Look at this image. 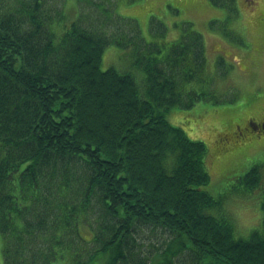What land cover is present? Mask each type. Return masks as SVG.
Masks as SVG:
<instances>
[{
  "label": "trees",
  "instance_id": "16d2710c",
  "mask_svg": "<svg viewBox=\"0 0 264 264\" xmlns=\"http://www.w3.org/2000/svg\"><path fill=\"white\" fill-rule=\"evenodd\" d=\"M71 13L61 6L49 10L45 0H0L3 263L53 264L69 256L77 264L98 257L128 264L132 230L144 223L174 235L153 264H173L187 251L196 264H264V188L262 228L238 238L227 214L211 213L219 202L201 188L210 181L205 143L167 118L210 93H197L190 79L181 90L174 73L159 68L170 56L157 42L158 51L139 59L141 79L128 70L102 69L105 49L124 46L122 37ZM198 40L193 59L202 67ZM183 48L170 64L187 58ZM231 131L219 141L237 146L246 136ZM241 180L251 191L259 188L260 166ZM93 201L102 232H111L103 239L94 231L98 247L81 260L77 241L85 239L82 222Z\"/></svg>",
  "mask_w": 264,
  "mask_h": 264
},
{
  "label": "rangeland",
  "instance_id": "374dc122",
  "mask_svg": "<svg viewBox=\"0 0 264 264\" xmlns=\"http://www.w3.org/2000/svg\"><path fill=\"white\" fill-rule=\"evenodd\" d=\"M45 1L49 10L61 6L62 10L83 16L81 19L86 25L93 22L94 26L99 25L110 35L122 37L124 46L110 44L105 49L101 64L104 70L110 67L128 70L141 79L144 73L138 67L139 59L142 53L145 55L153 49L158 51L155 42L164 46L163 52L170 59L175 54L174 50L180 52L183 47L187 50L183 55L187 58L180 64L172 65L168 58V61L158 64L159 68L174 73L181 90L190 79L197 93L210 95L197 101L195 106L172 109L167 118L190 138L203 141L207 147L205 167L210 181L201 188L209 191L219 202L211 213L227 214L236 227L238 238H248L252 231L261 229L264 134L242 140L237 146H233L232 141L219 140L232 130V121L241 123L248 118H264V0ZM50 14L53 16L55 11ZM75 19L70 17V21ZM157 31L162 34H156ZM197 35V42H203L204 46L203 68L192 57L196 48L193 39ZM147 40L152 41L151 44ZM145 58L142 59L143 64L147 63ZM220 143L228 148L220 150ZM256 165L260 166L262 182L259 188L251 191L241 177ZM96 207L99 206L93 201L82 222L87 227L83 230L85 239L77 241L76 247L81 260L87 259L98 247V243L93 241L94 231L103 239L111 232H102L101 216ZM113 223L117 226L119 221L114 219ZM173 237L164 227L137 224L130 237L128 264H153ZM0 264H4L1 236ZM53 264L75 263L65 258ZM92 264H105V258L98 257ZM173 264L196 262L192 253L187 251L176 257Z\"/></svg>",
  "mask_w": 264,
  "mask_h": 264
},
{
  "label": "flooded vegetation",
  "instance_id": "af4514ba",
  "mask_svg": "<svg viewBox=\"0 0 264 264\" xmlns=\"http://www.w3.org/2000/svg\"><path fill=\"white\" fill-rule=\"evenodd\" d=\"M239 124V126H234L233 124L231 132H234L235 136H237V134L246 136L244 139L258 137L259 134L264 132V118L257 120L254 118H248Z\"/></svg>",
  "mask_w": 264,
  "mask_h": 264
},
{
  "label": "bare ground",
  "instance_id": "6f19581e",
  "mask_svg": "<svg viewBox=\"0 0 264 264\" xmlns=\"http://www.w3.org/2000/svg\"><path fill=\"white\" fill-rule=\"evenodd\" d=\"M85 238V237H84Z\"/></svg>",
  "mask_w": 264,
  "mask_h": 264
}]
</instances>
